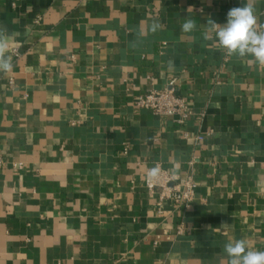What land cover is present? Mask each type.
<instances>
[{"label": "crops", "instance_id": "crops-1", "mask_svg": "<svg viewBox=\"0 0 264 264\" xmlns=\"http://www.w3.org/2000/svg\"><path fill=\"white\" fill-rule=\"evenodd\" d=\"M245 3L264 30V0H0L19 52L0 74V264H228L239 239L264 251V66L208 31ZM173 81L183 124L136 105ZM156 164L194 174L190 205L146 189Z\"/></svg>", "mask_w": 264, "mask_h": 264}, {"label": "clouds", "instance_id": "clouds-1", "mask_svg": "<svg viewBox=\"0 0 264 264\" xmlns=\"http://www.w3.org/2000/svg\"><path fill=\"white\" fill-rule=\"evenodd\" d=\"M158 28V24L153 25V31ZM195 28L196 23L192 19H186L181 25V30L185 33L192 32ZM208 31L215 33L219 47L227 55H236L239 58L250 56L256 63L264 66V30L256 29V16L252 4L245 3L241 7L230 9L226 23L220 25L211 21ZM16 35L0 27V74L7 75L13 70ZM172 67L170 62L169 69L171 70ZM172 172L176 175L178 169H173ZM162 177L163 171L159 164L146 170L147 183L158 184ZM224 251L228 257V264H264V251L254 250L247 239L230 240L225 245Z\"/></svg>", "mask_w": 264, "mask_h": 264}, {"label": "built area", "instance_id": "built-area-1", "mask_svg": "<svg viewBox=\"0 0 264 264\" xmlns=\"http://www.w3.org/2000/svg\"><path fill=\"white\" fill-rule=\"evenodd\" d=\"M14 54L15 56H19L17 49H15ZM10 85L13 86V80H10ZM136 105L139 108L152 110L160 116L174 117L178 124H183L187 118L194 115L189 107L187 99L178 94L174 81L164 89H150L145 95L137 100ZM203 139V135L197 136L198 141ZM194 163L195 160L193 159L189 162V165L193 166ZM161 168L163 171V177L160 182L158 184H150L145 180L146 189L151 193L157 192L161 201L166 199L172 200L178 207L190 205L195 199L197 188L194 174L188 172L185 176L180 177L170 174L162 166ZM182 231L183 226L180 225L177 228V233L181 234ZM155 243H157V241Z\"/></svg>", "mask_w": 264, "mask_h": 264}]
</instances>
